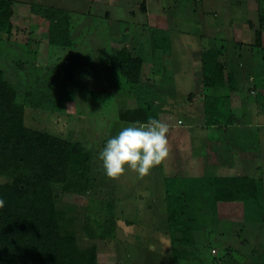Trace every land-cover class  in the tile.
Instances as JSON below:
<instances>
[{
    "label": "rangeland",
    "instance_id": "obj_1",
    "mask_svg": "<svg viewBox=\"0 0 264 264\" xmlns=\"http://www.w3.org/2000/svg\"><path fill=\"white\" fill-rule=\"evenodd\" d=\"M234 1L11 0V32H0V68L25 104V124L78 141L91 152L89 182L56 188L60 229L76 236L90 264H264V206L243 219L226 214L221 218V212L217 213L216 221L205 224L196 233L195 243L186 247L194 253L187 259L173 256L164 179L170 180L173 174L187 177V171L176 169L171 159L172 143L185 145L183 135L169 130V157L145 177L126 169L119 179H110L99 159L107 141L134 123L120 119L130 108L150 105L149 116L160 118L161 108L155 101H172V95L174 117L188 115V96L196 88L198 73L195 51L199 46L224 50L219 41L224 33L215 31L214 24L225 19L227 5L235 10V19L253 18L254 11L243 4L246 0H239L238 6ZM49 7L69 13L71 44L49 42L43 9L34 10ZM121 48L144 57L141 85L133 87L118 73L116 52ZM255 51L264 56V46ZM197 104L201 108L202 103ZM250 173L253 178L262 176L257 168ZM112 215V237L88 235L87 227L99 233Z\"/></svg>",
    "mask_w": 264,
    "mask_h": 264
},
{
    "label": "trees",
    "instance_id": "obj_2",
    "mask_svg": "<svg viewBox=\"0 0 264 264\" xmlns=\"http://www.w3.org/2000/svg\"><path fill=\"white\" fill-rule=\"evenodd\" d=\"M258 2L257 26L250 24L252 45L262 48L264 0ZM43 9L48 20L49 42L71 44V18L62 8ZM13 8L11 0H0V32L10 34ZM222 51L215 48L201 51L205 89L220 86L227 79ZM117 71L126 81L137 86L142 77L144 57L121 48L116 52ZM229 78V76H228ZM40 104L35 103V107ZM25 104L18 100L17 88L5 78L0 68V264H90L86 249L79 248L76 236L60 229L56 207V188L89 182L90 150L78 141L30 128L24 121ZM150 105L124 111L121 120L147 123ZM227 108V107H226ZM230 109V107L228 106ZM218 109L222 111L220 105ZM229 111V120L233 115ZM165 212L173 256L187 259L194 253L195 235L207 223H214L220 202H241L245 216L264 206V181L248 176H195L164 179ZM258 211V210H257ZM261 217V216H260ZM245 218V217H244ZM103 230L88 228L90 237L113 236L115 216H107ZM195 245V244H194ZM91 264H118L96 262Z\"/></svg>",
    "mask_w": 264,
    "mask_h": 264
},
{
    "label": "crops",
    "instance_id": "obj_3",
    "mask_svg": "<svg viewBox=\"0 0 264 264\" xmlns=\"http://www.w3.org/2000/svg\"><path fill=\"white\" fill-rule=\"evenodd\" d=\"M230 1L228 0V4ZM236 1L235 5L242 2ZM243 4L247 9L254 11L253 18L235 19L237 16L235 10L226 4L228 12L225 19L221 18L223 19L221 22L214 24L215 31L224 33L223 38L219 36L224 49L219 61L224 64V74L227 78L225 82L210 89L204 88L202 47L200 49L199 46L193 61L198 72L194 76L196 88L195 92L189 93L188 96V115L183 119L174 117L175 99L172 95H170L172 101L170 98L163 102L155 101L157 106H160L162 115L160 118L157 116V120L168 124L173 134L183 135L185 138V145L172 143L171 159L176 169L187 171V177L205 175L250 177L252 169L257 168L262 172L260 178L264 181V56L259 57L255 51L257 47L252 45L253 33L250 24H257L256 1L246 0ZM208 25L205 19L206 29ZM155 26L160 27L159 24ZM224 43H229L230 47ZM149 68L151 75H154V68ZM142 74H145L143 67ZM152 77L145 78L151 80L154 78ZM138 85H141V82ZM209 99L213 101L207 102ZM221 100L225 101L223 105L218 104ZM199 102L202 103L201 108L197 109ZM219 105L222 111L218 109ZM228 109L233 115L231 121L225 118L229 115ZM217 213H220L221 218L225 214L237 219L245 217L243 204L238 201L218 203Z\"/></svg>",
    "mask_w": 264,
    "mask_h": 264
},
{
    "label": "clouds",
    "instance_id": "obj_4",
    "mask_svg": "<svg viewBox=\"0 0 264 264\" xmlns=\"http://www.w3.org/2000/svg\"><path fill=\"white\" fill-rule=\"evenodd\" d=\"M169 125L149 118L147 123L134 122L110 138L99 154L103 169L110 179H119L126 169L140 177L160 166L170 154ZM5 201L0 198V208Z\"/></svg>",
    "mask_w": 264,
    "mask_h": 264
}]
</instances>
